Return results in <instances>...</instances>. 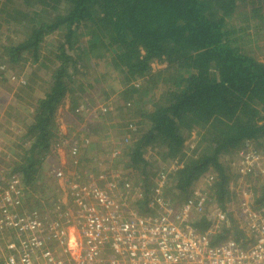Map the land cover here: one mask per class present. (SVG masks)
<instances>
[{"label": "trees", "instance_id": "obj_1", "mask_svg": "<svg viewBox=\"0 0 264 264\" xmlns=\"http://www.w3.org/2000/svg\"><path fill=\"white\" fill-rule=\"evenodd\" d=\"M0 15L1 27L17 30L16 41L0 48L5 63L29 64L49 76L42 93L27 104L22 155L9 175L18 176L29 190L44 188L47 172L41 165L59 140L57 107L65 98L76 100L69 107L73 113L81 104L95 105L86 92L92 86L88 69L121 78L110 92H98L104 100L113 95L122 110L131 109L129 102L142 104L133 95H148L150 89L140 82L160 78L168 87L157 99L149 98L147 109L138 110L134 131L128 129L129 119L119 125L120 133L125 128L130 136L116 159L128 170L125 177L142 190V197L131 202L133 208L142 215L150 212L149 191L160 173L174 210L209 175L213 180L205 187L212 201L184 226L198 233L211 230L212 245L247 237L235 228L229 212L232 204L239 205L234 189L240 175L221 157L245 143H264V62L241 47L252 21L264 34V0H0ZM50 36L55 37L53 47L41 61L42 45ZM154 61L166 67L152 74ZM5 74L4 67L0 77ZM28 90L33 92L30 86ZM192 132L196 144L184 150ZM150 149H159L163 167L155 170L157 161L145 158ZM258 178L264 181V176ZM258 186H249L257 205L264 200V182ZM31 200V209L40 207L39 200Z\"/></svg>", "mask_w": 264, "mask_h": 264}, {"label": "built area", "instance_id": "obj_2", "mask_svg": "<svg viewBox=\"0 0 264 264\" xmlns=\"http://www.w3.org/2000/svg\"><path fill=\"white\" fill-rule=\"evenodd\" d=\"M150 67L164 69L166 63L154 61ZM9 78L16 84L24 83L22 77ZM105 111L103 106L85 104L74 110L77 115L94 118ZM128 129L134 131L132 123ZM128 137L123 138L112 157L120 155ZM61 148L67 151L71 167L78 169L80 146L73 139L61 138L51 148L59 166L50 175L57 183V195L65 203L56 200L49 207L40 204L39 208L26 210L29 189L20 178L8 174L0 182V264H264V200L258 205L252 200L245 180L264 176V154L241 151L238 166H233L240 175L234 194L246 221L247 237L212 245L211 230L198 233L184 226L212 201L208 187L193 189L174 210L163 193L165 174L160 173L156 186L149 191L150 212L142 215L131 203L135 197H142L139 184L134 185L121 171L99 169L101 163L95 159V173H65L66 156ZM212 180L207 175L204 182Z\"/></svg>", "mask_w": 264, "mask_h": 264}, {"label": "rangeland", "instance_id": "obj_3", "mask_svg": "<svg viewBox=\"0 0 264 264\" xmlns=\"http://www.w3.org/2000/svg\"><path fill=\"white\" fill-rule=\"evenodd\" d=\"M249 8L250 5L248 4L246 9ZM0 17L2 16L0 15ZM250 26L251 27L247 29L248 33L250 34L249 39L246 38L241 47H243L246 53L252 55L258 61L264 62V34H260V32H258V28L255 27V21H252ZM253 31L257 34H255ZM16 33L17 30L15 27H10V29L7 30L6 27H1L0 25V48L5 46L10 41H16ZM8 37L9 40L6 41V38ZM53 40H55V37L53 36L47 37L44 40L45 42L42 45L43 57L41 61L44 60V57L48 56L47 50H50L49 46L53 47ZM0 56H2L1 52ZM2 57L3 58H0V66L3 65V67H5L7 74L0 77V182L5 179V176L8 175V173H10L9 171L13 166V162L18 161L19 157L22 155L19 146L22 145L20 138L28 120L26 117L28 115L27 110H30V107H28L27 104L33 101V97L36 95L39 96L42 93L43 89L45 88V81L49 77L48 72L44 69H36L35 66H30L29 64L24 65L22 62L10 65L5 63L3 60L6 59V57ZM10 67H12V69H10ZM162 69L163 68H155L151 71L153 72L152 74H157L158 71L160 72ZM86 73L88 79L90 80L89 84L92 85L87 89L86 92L90 98L95 101V105L91 107L103 106L106 108V111L104 115L98 118L87 116L85 114L77 115L76 113L69 111V107L73 105L72 101H76L74 98H65L60 106L57 107L55 116L59 133H56V135L58 136L59 140L61 138L73 139L74 142L80 146V166L78 169L81 171L71 167L68 160L69 158L66 155L67 151L61 148L60 151L66 156L63 169L65 173L77 171V173L81 174L84 170L95 173L96 170L93 164L94 161L92 163V159H95V162L101 163V167H98L99 169H115L126 174L128 170L125 169L124 163L119 161L120 158L116 159L117 157L111 156V153L118 149V146L122 143L123 137L125 136V128H123L124 133H120L121 126L119 125L120 123L127 121V119H129V123L133 124V120L136 121L135 116L137 115L138 110L142 107L147 109L150 105L149 102H147L149 98L157 99L159 95L164 92V89L168 87V85L165 84L160 78L157 81L155 79L151 81L146 79L144 82H140L143 89H150L148 95L144 97H137L136 95H133L132 98H138V101L141 100L142 104L135 103L133 100H131L134 103L132 106L129 102V108L131 109L129 110L126 107V110H122V108H119L120 102L118 101V104L113 95L107 100H104V95H99L98 92L100 88H102L104 91L110 92L111 87L118 83L121 78L111 73H109V75L107 74L102 76L104 75V72H100L99 68L88 69ZM10 74L22 77L26 82L29 81V77L31 79L33 78V80H31L29 84L26 83L23 89L17 88L18 84L10 81ZM75 79V81H77V76ZM103 79L106 80V82L103 83ZM29 86L33 92L28 90ZM71 86L73 87V84ZM115 93L114 95H116ZM74 97H76V95H74ZM108 111L111 114L106 116ZM195 133L196 132H192L191 136L186 138L184 142V150H191L195 146ZM127 136L130 135L127 134ZM258 142L259 141L255 142L257 144L250 143L246 147L241 146L231 155L222 156L221 160L226 162L231 161V165L236 167L238 166L240 159L238 154L241 151L247 150L258 154H264V143L259 145ZM51 153L52 155L49 153L43 165H41L42 169H44V173L47 172L43 186L44 188L42 190L36 188L35 191L30 189L26 200L28 203L32 201L31 199L39 200V204H41V206L47 205L48 207L56 200L65 203V200L61 199L60 195H57L56 193L57 183L52 178V176L50 177V171H52L54 167L59 166V160L56 156L57 154L53 152ZM150 157L157 161L153 169L157 170L160 168V166L163 167V165L159 163L161 162L159 160V149L148 150L145 154V158L150 159ZM129 178L138 181V177H134L133 175H130ZM263 182L264 181L262 178H258V176H250L247 179V184L249 186L255 185L256 188L260 183ZM204 188V179L195 184V189L202 190ZM257 194L259 193L257 192ZM27 202H25L26 210L31 207V204H28ZM229 210V212L232 214L235 228L244 233L247 225L245 219H243L239 212L238 205L232 204Z\"/></svg>", "mask_w": 264, "mask_h": 264}]
</instances>
